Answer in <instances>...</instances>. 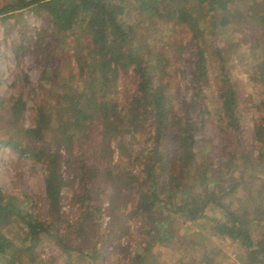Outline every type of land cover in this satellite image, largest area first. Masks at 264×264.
I'll list each match as a JSON object with an SVG mask.
<instances>
[{
	"label": "trees",
	"instance_id": "obj_1",
	"mask_svg": "<svg viewBox=\"0 0 264 264\" xmlns=\"http://www.w3.org/2000/svg\"><path fill=\"white\" fill-rule=\"evenodd\" d=\"M259 4L255 18L250 13L255 6L243 7L238 0H10L0 6L2 24L26 10L43 18L36 46L47 37L53 46L41 74L43 94L34 93L30 127L23 125L28 111L23 96L0 97V147L45 168L49 214L40 219L31 212L28 197L7 196L0 188V264H41L37 251L46 240L65 264H94L103 248H121L128 231L121 222L131 216L149 222L143 234L152 243L171 240L174 231L190 222L202 229L199 237L210 234L238 245L241 264H264V118L253 124V143L247 146L242 134L251 108L231 74L246 64L251 84L264 96V33L257 32L264 25V7ZM130 9L149 25L165 20L171 29L189 33L195 52L188 99L177 102L164 83L161 55L149 47L144 54L133 50L136 31L124 21ZM245 27L255 34L243 44L239 34ZM187 46H179L178 53ZM21 50L19 45L15 55ZM56 58L59 64L52 70ZM121 73H131L135 80L125 105L113 98ZM213 76L214 118L229 138L228 150L223 160L204 166L210 146L204 147L202 132L211 119L207 102ZM115 150L124 165L123 186L138 197L130 216L119 215L117 234L114 208L122 183L112 180L109 166ZM76 183L81 194L70 201L78 213L69 219L61 210L62 191ZM105 212L112 222L98 247Z\"/></svg>",
	"mask_w": 264,
	"mask_h": 264
},
{
	"label": "rangeland",
	"instance_id": "obj_2",
	"mask_svg": "<svg viewBox=\"0 0 264 264\" xmlns=\"http://www.w3.org/2000/svg\"><path fill=\"white\" fill-rule=\"evenodd\" d=\"M9 1L0 0V6H5ZM221 1L230 2L232 0ZM238 1L243 7H246L247 4L255 6L250 12L253 18L259 13V8L255 4L261 3L259 5L264 7V0ZM13 15H17V13ZM19 15V17L13 16L7 19L3 24L0 23V97L8 99L21 94L26 100L28 108L23 119V125L30 127L33 117L31 107L34 101V93L36 95L43 94L40 90L41 74L47 57L51 55L53 46L48 37L44 39L41 45L36 46L37 34L44 26L43 18L37 17L28 10L19 12ZM124 21L132 24L136 31L133 50L144 54L145 48L149 47L154 53L161 55L164 61L162 69L166 73L164 83L170 84L169 90L176 96L177 102L180 99H188L191 96L188 90L192 67L190 61H193L195 52L193 44L189 43V33L181 28L171 29V25L165 23V20H159L153 26L149 25L142 14L131 9L126 14ZM248 30L249 28L245 27L240 31L239 37L243 44L246 39L248 40L255 34H251ZM257 32L264 33V25L258 27ZM19 45L23 47V50L15 55ZM184 45H188L187 50L178 53L179 46ZM26 47H29V51L24 50ZM62 56L64 57V55ZM67 57L69 58L68 55ZM59 59L56 58L52 61V70L56 69L55 65L59 64ZM60 62L62 61L60 60ZM71 63L76 72V64L72 59ZM231 74L241 88L243 98L247 100L244 103L247 108H251L250 111L245 108L247 121L244 123L242 134L244 143L250 146L253 143L250 141L253 124L260 117L264 118V107L260 106V101L263 100L264 96L259 92L260 89L257 86L251 84L252 74L248 71L246 64H239L232 70ZM25 79L27 82L24 81ZM115 83L113 98L120 105H125L135 91V80L131 73H121ZM211 83L212 93L209 91L207 102L211 119L207 120L206 127L202 132L203 140H205L204 147L210 146V150H207V157L202 159L204 166L212 162L216 163L226 157L228 148L225 146V139H229L219 129L220 124L214 118V112L217 109L214 103L217 96V84L214 76ZM3 127L4 123L0 121V138L3 136ZM106 163L103 161L102 165L104 166ZM109 166L112 167V180L116 181L117 179L122 183V196L115 200L117 208L115 207L114 210L117 211L118 216H130L129 214L136 207L138 197L123 186L125 181L124 165L121 166V156L117 150L109 158ZM45 173L43 166L19 158L7 146L0 147V188L7 196L28 197V203L32 207L31 212H36L40 219L49 217L44 197ZM61 173L62 177H67L65 165L62 166ZM100 186L103 188V183ZM104 188L106 191L110 190L109 187ZM80 194L81 187L77 183L74 188L62 191L61 210L69 219L76 218L78 213L77 205H73L70 200L74 195ZM107 207L108 201L104 203V208ZM219 216L220 214L215 215V217ZM120 219L122 220L121 216L119 219H115L113 226L115 234L118 233ZM111 222L112 219L105 212L98 230L99 236H101L98 247L104 245ZM121 226L128 228L127 234L121 240V248L114 249L110 246L103 248L100 258L94 264H178V261H181L180 264H241L239 254L242 253V250L238 245L227 240H219L210 234L199 237L198 233L202 229L197 224L186 222L178 231H174L171 240H157L153 243L150 237L143 234L144 230L150 229L149 222H146L143 216L141 218L140 216H131L123 219ZM149 246L151 247L150 250H148ZM206 251L209 253L205 254ZM37 257L42 261L41 264H65L57 247L49 240L44 241L43 245L38 248Z\"/></svg>",
	"mask_w": 264,
	"mask_h": 264
}]
</instances>
